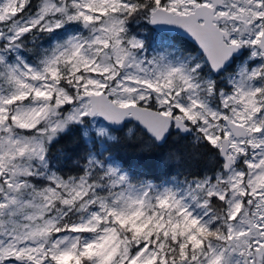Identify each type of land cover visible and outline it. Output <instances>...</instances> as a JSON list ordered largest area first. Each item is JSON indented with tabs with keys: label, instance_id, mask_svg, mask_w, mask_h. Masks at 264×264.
Wrapping results in <instances>:
<instances>
[{
	"label": "snow or ice",
	"instance_id": "obj_1",
	"mask_svg": "<svg viewBox=\"0 0 264 264\" xmlns=\"http://www.w3.org/2000/svg\"><path fill=\"white\" fill-rule=\"evenodd\" d=\"M0 264H264V0H0Z\"/></svg>",
	"mask_w": 264,
	"mask_h": 264
}]
</instances>
